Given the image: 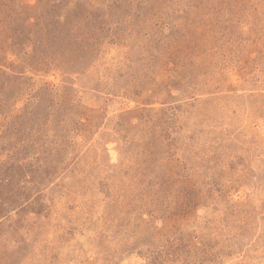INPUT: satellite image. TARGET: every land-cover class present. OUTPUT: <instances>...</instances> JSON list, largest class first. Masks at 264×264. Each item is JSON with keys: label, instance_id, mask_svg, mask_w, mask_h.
Instances as JSON below:
<instances>
[{"label": "rangeland", "instance_id": "rangeland-1", "mask_svg": "<svg viewBox=\"0 0 264 264\" xmlns=\"http://www.w3.org/2000/svg\"><path fill=\"white\" fill-rule=\"evenodd\" d=\"M0 264H264V0H0Z\"/></svg>", "mask_w": 264, "mask_h": 264}]
</instances>
